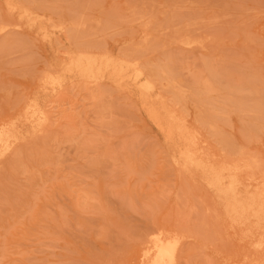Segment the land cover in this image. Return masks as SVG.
Here are the masks:
<instances>
[{
	"label": "rangeland",
	"instance_id": "374dc122",
	"mask_svg": "<svg viewBox=\"0 0 264 264\" xmlns=\"http://www.w3.org/2000/svg\"><path fill=\"white\" fill-rule=\"evenodd\" d=\"M41 112L0 156V264H135L161 227L187 235L178 264L255 257L205 169L264 177V0H0V131Z\"/></svg>",
	"mask_w": 264,
	"mask_h": 264
},
{
	"label": "bare ground",
	"instance_id": "6f19581e",
	"mask_svg": "<svg viewBox=\"0 0 264 264\" xmlns=\"http://www.w3.org/2000/svg\"><path fill=\"white\" fill-rule=\"evenodd\" d=\"M79 57L85 59L83 64L77 66L80 73L85 75L93 73L94 64L90 58L83 54ZM109 66L112 67V76L118 82L122 81V69L120 70L116 64L105 65V67ZM135 81L136 84L142 82L138 76ZM151 87L149 82L141 85V95L147 100ZM36 116L38 119L29 121L32 130L28 132L13 135L9 131H0V156L15 151L16 147L23 143V139L34 136L46 127L48 123L46 113L41 112ZM168 119L170 121L167 122L168 129L165 134L170 141L179 138L178 144L182 149L180 155L184 167L196 164L194 159L196 157L191 150L197 144L196 138L186 132V128L181 126L174 113H170ZM250 169L251 166L247 163H236V165L223 163L216 165L215 169H205L210 183L218 192V209L224 227L238 230L239 247L248 248L255 254L254 258L248 259L240 249H236L233 256L221 257L222 259L218 260L220 264H264V177L250 175ZM241 186L246 192L244 196L238 190ZM186 238V234L173 227H161L148 240V247H142L134 253L133 260L135 264H178Z\"/></svg>",
	"mask_w": 264,
	"mask_h": 264
}]
</instances>
